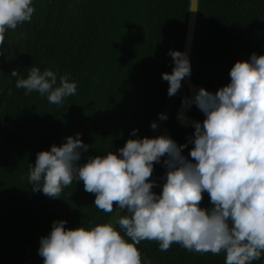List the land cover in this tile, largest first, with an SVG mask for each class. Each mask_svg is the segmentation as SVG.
<instances>
[{
    "label": "trees",
    "instance_id": "16d2710c",
    "mask_svg": "<svg viewBox=\"0 0 264 264\" xmlns=\"http://www.w3.org/2000/svg\"><path fill=\"white\" fill-rule=\"evenodd\" d=\"M71 3L33 0L37 29L27 34L23 23L19 32H6L0 46V264H43L40 238L49 234L53 221L89 230L108 223L113 212L96 208L95 194L86 192L82 181L52 199L32 191L29 169L38 152L77 133L89 145L82 162L118 154L128 139L150 137L151 122H157L169 98L162 73H171L174 64L167 53L183 51L189 0H79L74 8ZM9 44H15L12 51ZM253 52L264 55V0H200L192 64L198 89L215 92L228 84L235 62ZM32 67L54 71L58 84L68 74L77 83L76 94L60 105L36 91L25 94L16 80L27 78ZM13 70L17 77L10 75ZM185 96L186 91L179 104ZM190 115L204 119L196 106ZM133 129L136 137L130 135ZM193 132L179 127L172 114L163 134L179 145ZM192 146L182 154L189 157ZM165 172L162 162L154 165L156 193L162 191ZM200 207H211L207 192ZM115 228L123 235L118 224ZM137 248L142 261L151 264H225L224 253L189 252L175 243L160 251L158 242L144 240ZM254 264H264V254Z\"/></svg>",
    "mask_w": 264,
    "mask_h": 264
},
{
    "label": "clouds",
    "instance_id": "9594fccd",
    "mask_svg": "<svg viewBox=\"0 0 264 264\" xmlns=\"http://www.w3.org/2000/svg\"><path fill=\"white\" fill-rule=\"evenodd\" d=\"M191 12H197L193 0ZM33 0H0V46L5 33L24 22H31ZM11 47V44H9ZM173 68L162 73L173 97L182 81L191 76L186 51L169 50ZM18 76V71L10 74ZM230 82L211 92L203 87L181 100L182 108L195 105L203 121H192L193 134L187 143L177 144L167 134L153 138L128 139L106 155L90 157L80 133L66 137L60 146L36 154L28 181L33 192L57 199L73 181H82L84 190L95 194L94 205L105 213L115 207L125 211L115 223L97 224L90 230L82 226L65 227L56 220L48 235L40 238L38 254L43 264H151L142 261L137 245L156 241L160 251L175 243L189 252L225 254V264H254L264 254V55L253 52L246 61H237L229 71ZM25 94L36 91L48 102L63 103L74 96L77 83L69 75L59 77L45 68L32 67L27 78L16 80ZM182 122L187 117L179 114ZM158 119H168L165 113ZM152 130L158 128L151 122ZM133 129L131 136H137ZM189 157L182 154L188 145ZM163 158V160H162ZM166 169L162 191L153 176L154 165ZM207 192L211 207H200ZM128 238V239H126ZM130 241V242H129Z\"/></svg>",
    "mask_w": 264,
    "mask_h": 264
},
{
    "label": "water",
    "instance_id": "95a60500",
    "mask_svg": "<svg viewBox=\"0 0 264 264\" xmlns=\"http://www.w3.org/2000/svg\"><path fill=\"white\" fill-rule=\"evenodd\" d=\"M195 2L197 3L198 10H199L200 0H195ZM192 3H193V0H189V10H190V6ZM198 15H199V11H197V12L188 11V23H187V29H186L184 45H183V51H186L188 53V56L190 59L191 76L186 77L182 81V88L180 89V91L177 95L168 98V101L166 102V105L164 106L163 111L161 112V113H165L167 115L168 119L165 121H161L158 119L157 120L158 128L152 132V134L150 135L149 138H153V137H156V136L163 134V131L166 127V124H167L168 120L170 119V117L172 116V114H174L175 123L183 129L193 128L191 126V123H190L192 121H201V122L203 121L199 118H196V117H193L190 115V111L195 107V105H193L191 107V109L185 110L182 108V104H179L181 94L184 91H186L188 93L189 97H191L198 90V87L195 85V83L193 81V74H192L193 53H194V49H195ZM182 111L184 112L185 116L187 117V122H182V120L179 116V114ZM122 213H123L122 210L115 207V210L111 214L108 223H110V222L113 223V226L115 227L117 225L115 223V221L122 215Z\"/></svg>",
    "mask_w": 264,
    "mask_h": 264
},
{
    "label": "flooded vegetation",
    "instance_id": "af4514ba",
    "mask_svg": "<svg viewBox=\"0 0 264 264\" xmlns=\"http://www.w3.org/2000/svg\"><path fill=\"white\" fill-rule=\"evenodd\" d=\"M75 1H79V0H72V5L70 6L71 8L73 7L74 8V5H75ZM73 2H74V5H73ZM35 8V7H34ZM37 8L38 7H36L35 8V13H34V15H33V18H32V21L31 22H24V23H26V25L29 27V28H27L26 30H25V33H27V34H29V31L30 30H32V31H34V30H36L37 29V27L39 26L38 25V20H37V16L36 15H38L37 13H38V10H37ZM25 25V26H26ZM24 25H18L17 26V28H16V30L19 32V28H22ZM15 44H11V47H10V50L12 51L15 47Z\"/></svg>",
    "mask_w": 264,
    "mask_h": 264
},
{
    "label": "rangeland",
    "instance_id": "374dc122",
    "mask_svg": "<svg viewBox=\"0 0 264 264\" xmlns=\"http://www.w3.org/2000/svg\"><path fill=\"white\" fill-rule=\"evenodd\" d=\"M9 48H10V47H9ZM9 48H8V49H9ZM131 76H134V75L131 74ZM134 78H135V77H134ZM129 82H130V80H129ZM135 82H137V81L135 80ZM135 85H136V84L134 83V80H133V83L131 82V84L129 85V90H130V91H131V90H135V88H134ZM133 92H134V91H133Z\"/></svg>",
    "mask_w": 264,
    "mask_h": 264
}]
</instances>
